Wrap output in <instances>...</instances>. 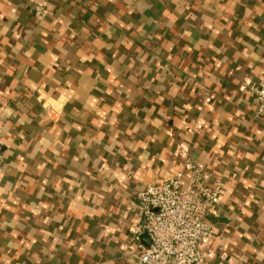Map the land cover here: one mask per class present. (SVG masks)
Segmentation results:
<instances>
[{
	"label": "crops",
	"instance_id": "1",
	"mask_svg": "<svg viewBox=\"0 0 264 264\" xmlns=\"http://www.w3.org/2000/svg\"><path fill=\"white\" fill-rule=\"evenodd\" d=\"M245 80L264 81V0H0V264H134L136 193L187 155L222 185L206 264H264Z\"/></svg>",
	"mask_w": 264,
	"mask_h": 264
},
{
	"label": "built area",
	"instance_id": "2",
	"mask_svg": "<svg viewBox=\"0 0 264 264\" xmlns=\"http://www.w3.org/2000/svg\"><path fill=\"white\" fill-rule=\"evenodd\" d=\"M47 11L43 2L36 4L37 15L44 16ZM244 86L256 95L258 116L264 115V81L252 84L245 80ZM180 149L187 154L184 147ZM186 157L182 169L136 193L143 222L131 230L132 246L137 250L134 264H206L216 254L207 244L215 237L210 213L220 202L222 185L210 184L204 163ZM2 163L0 152V170ZM144 233L150 238L148 244L141 242Z\"/></svg>",
	"mask_w": 264,
	"mask_h": 264
}]
</instances>
